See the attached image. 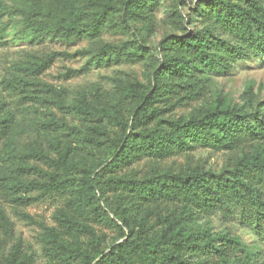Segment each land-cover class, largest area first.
Wrapping results in <instances>:
<instances>
[{
  "label": "trees",
  "instance_id": "16d2710c",
  "mask_svg": "<svg viewBox=\"0 0 264 264\" xmlns=\"http://www.w3.org/2000/svg\"><path fill=\"white\" fill-rule=\"evenodd\" d=\"M154 1L36 0L16 7L0 2V46L6 45L8 21L14 16L20 17L24 35L31 40L51 37L68 42L96 39L106 25L117 21L123 26L126 18L150 25ZM209 2L201 6L208 10L206 17L211 15L212 23L193 34L162 40V60L147 83L132 81L122 88V97L133 105L129 114L119 112L121 108L116 116L105 108L99 110L102 119L90 128V140L101 145L104 156L83 164L64 154L51 158L37 151L32 157L43 159L49 170L26 163L13 169L16 176L7 184L16 193H67L69 212L60 210V221L67 228L80 226L91 237L89 245L81 248L75 242L63 244L59 235L49 230L44 249L52 263L202 264L193 257L216 255L218 260L212 264H228L234 240L211 238L192 229V216L205 207L233 215L235 209L247 206L248 220L264 232V156L259 148L237 160L227 173L160 165L198 146L224 149L264 142V103L252 107L249 100V110L217 104L185 115L164 116L177 102L200 92L202 76L226 73L232 62L247 58L250 52L264 59V0ZM215 26L220 29L217 34ZM126 49L125 43L103 44L86 54L96 67L109 66L122 55H150L143 48L127 53ZM34 59L31 71L40 73L52 55ZM116 105L119 108L121 103ZM102 121L115 122L119 136L112 138ZM11 131L12 119L0 100V144L9 140ZM142 160L148 164L137 168ZM30 173L37 178L20 179L21 174ZM0 220L6 222L1 211ZM90 222L112 227L117 239L104 247L105 235L97 234ZM6 231L10 235V229ZM0 264H32V257L23 254L16 242Z\"/></svg>",
  "mask_w": 264,
  "mask_h": 264
},
{
  "label": "rangeland",
  "instance_id": "374dc122",
  "mask_svg": "<svg viewBox=\"0 0 264 264\" xmlns=\"http://www.w3.org/2000/svg\"><path fill=\"white\" fill-rule=\"evenodd\" d=\"M206 1L210 3L209 0H155L154 19L150 25L126 18L123 26L117 21L106 25L96 39L68 42L51 37L31 40L24 35V24L19 16L10 21L5 17L8 29L4 36L6 45L0 46V100L4 112L12 119V131L9 140L0 144V211L9 223L7 226L0 220V263L19 242L22 253L32 257V264H54L44 249L49 230L58 234L65 245L72 242L81 248L89 245L91 237L84 229L80 226L67 228L60 221L59 211L69 212L65 205L68 194L52 191L41 196L36 190L16 193L7 184L16 176L13 169L19 163H26L49 170L43 159L32 157L37 151L51 158L64 154L83 164L104 156L101 145L90 140V128L100 124L99 110L105 108L113 116L120 108L119 112L130 113L133 105L122 97V88L132 81L147 83L153 68L162 60L159 48L162 40L193 34L212 23L211 15L206 17L208 10H202L201 4ZM0 2L16 7L36 0ZM219 30L215 26L214 34ZM123 43L126 53L143 48L150 55L136 58L122 55L118 61L103 67L89 63L90 55L86 52L103 44ZM51 55L48 67L40 73L31 71L30 63L35 62L34 57ZM225 71L219 75L202 76L198 86L200 92L191 99L177 102L164 116L185 115L217 104L244 106L249 110V100L252 107L264 103V59L261 56L250 52L247 58L237 59ZM118 101L121 103L119 108ZM104 122L109 135L118 137L116 123ZM254 148H259L264 156V142L255 141L224 149L198 146L160 165L174 169L198 167L200 171L213 174L227 173L237 160L251 154ZM145 164L148 162L142 160L136 167L142 168ZM36 178L32 173L20 175L23 180ZM234 211L233 215H226L216 208L199 209L192 216V229L211 238L221 236L234 240L236 244H232L228 251V264H264V232L257 230L248 220L247 206ZM89 224L97 234L105 235L104 247L118 237L112 227ZM193 260L212 264L218 256L201 255Z\"/></svg>",
  "mask_w": 264,
  "mask_h": 264
}]
</instances>
